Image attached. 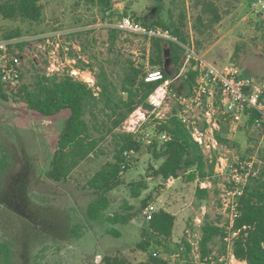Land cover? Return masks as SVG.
Masks as SVG:
<instances>
[{
    "label": "rangeland",
    "instance_id": "rangeland-1",
    "mask_svg": "<svg viewBox=\"0 0 264 264\" xmlns=\"http://www.w3.org/2000/svg\"><path fill=\"white\" fill-rule=\"evenodd\" d=\"M251 1L239 0L226 8L223 19L215 26L211 42H202L203 45L196 42L200 38L193 29L199 11L193 0H164V3L175 17L181 11L186 14L185 29L204 58L216 66L235 64L243 73L264 81V23L253 13ZM41 3L44 16L40 22L5 18L0 21V33L16 28L23 33L15 38L23 43L22 48L16 43L0 41V67L5 60L20 57L25 83L32 82L37 71L72 73L78 70L79 59L94 63V70L85 67L91 69L93 75L100 64L108 65V58L112 57L109 28L123 16L131 15L136 19L154 16L156 0H111L112 7L105 14L87 0H41ZM124 34L120 38V47L146 70L151 69L147 60L151 40L133 33ZM189 68L192 66L186 65L179 76ZM78 77L82 76L79 74ZM174 83L175 90H169L186 93L185 80L178 78ZM169 92L161 106L152 110L154 112L139 107L124 122L122 129L149 131L152 120L165 117L174 107L180 106ZM192 108L191 114L195 118L202 117L203 105L194 103ZM67 116L68 112H62L47 118L32 111L20 99L11 97L6 101L0 98V145L6 146L14 159L0 184V240L9 239L16 244V264H33L34 255L47 246L50 247L45 252L44 264H100L105 256L119 253L133 261L145 259V253L129 252L144 238L143 230L148 226L142 213L144 199L154 211L166 210L176 216L173 235L167 240L169 250L164 247L154 249V246L152 250L177 261L180 255L176 246L184 239L192 245L191 264H246L232 257L234 235L222 210L223 194L229 185L227 175H214L202 182L178 180L170 186L147 178L148 189L134 198L130 183L146 178L151 165L157 167L160 161L145 152L129 153L124 162L128 168L122 167L125 169L121 172L123 183L108 193L110 206L100 220H90L87 206L96 194L89 188L88 180L114 159L112 146L104 142L107 154H92L66 181L50 180L46 172ZM226 136L231 144L220 143L219 149L210 153L212 157L207 156L209 159L218 154L226 155L232 163L254 156L257 160L264 149V130L249 124L246 119ZM198 186L209 189L203 199L196 194ZM125 203L132 205L133 212L138 215L127 224L110 223V215L126 212ZM205 223L221 227L224 237H217L211 245L209 258L202 259L199 242ZM73 226L80 227L81 234L77 237L71 236ZM111 228L120 231L121 235L109 234Z\"/></svg>",
    "mask_w": 264,
    "mask_h": 264
},
{
    "label": "trees",
    "instance_id": "trees-1",
    "mask_svg": "<svg viewBox=\"0 0 264 264\" xmlns=\"http://www.w3.org/2000/svg\"><path fill=\"white\" fill-rule=\"evenodd\" d=\"M97 5L103 14L111 9V0H87ZM199 8L193 29L202 42H211L215 26L221 22L224 10L239 0H193ZM154 16H139L137 20L146 26H162L171 31L177 41L153 38L147 55L148 64L153 69H161L163 80L146 82V68L138 64L132 55L120 47V38L125 35L118 28H109V50L112 57L108 65L102 63L94 73L95 86H90L82 79L69 72L47 73L37 71L30 83L22 82L11 87L0 80V98L8 101L11 97L22 100L32 110L44 117L51 118L62 112H68L64 126L60 132L57 148L46 172V177L55 182H64L72 172L92 154L105 155L107 149L104 142L112 146L113 160L108 161L88 180L89 188L96 197L88 204L87 214L90 220H100L110 206L108 193L123 183L121 172L125 162V153H147L160 161L157 167L151 165L146 178L130 183L132 197L138 198L148 189L147 178L161 181L170 186L178 180L191 183L211 179L215 175L218 154L213 159L206 157L203 149L196 142L190 130L178 116L181 107H174L162 118L152 120L149 131L130 132L122 129L124 122L141 106L148 103L149 97L162 84L170 81V88L175 90V80L182 78L186 82V93L189 95L195 84L196 70L189 68L179 76L185 65V49L180 43L193 44L190 33L185 29L187 16L183 11L175 17L173 11L166 6L164 0H156L153 6ZM44 16L41 0H2L0 2V21L21 19L29 22H40ZM23 35L20 29H10L0 33V41L12 40ZM264 40V35H263ZM22 48L23 43L17 42ZM11 46V44L9 45ZM198 51V50H197ZM93 58L96 59V56ZM77 68L85 67L94 70V63L78 60ZM114 68L112 72L108 67ZM91 70V69H90ZM178 71V76L172 75ZM177 92V91H175ZM178 93V92H177ZM182 94V93H178ZM252 124V119L248 120ZM230 128V120L222 118L220 129L215 136L221 144H231L226 134ZM11 152L0 145V184L5 173L13 166ZM128 167H126L127 169ZM255 173L251 175L242 195L239 197L240 215L236 219L233 230L237 235L233 239V253L238 260L246 264H264V149L254 163ZM209 189L197 187V196L203 199ZM143 207L147 200H143ZM126 212H119L108 217L112 224H127L136 214L133 206L124 204ZM176 216L166 210L153 212L148 226L143 230L144 238L130 253L142 252L147 256L143 260L133 261L126 254L107 255L100 264H191L192 245L184 240L178 243L176 251L180 259L171 261L159 251L152 250L164 247L169 250L167 240L173 235ZM200 239L201 258H209L211 245L217 237H224L223 229L211 223L202 227ZM109 234L120 236L115 228ZM80 227L71 228V236L80 235ZM50 246L43 247L34 255L33 264H44L45 252ZM16 244L9 240H0V264H16Z\"/></svg>",
    "mask_w": 264,
    "mask_h": 264
},
{
    "label": "built area",
    "instance_id": "built-area-1",
    "mask_svg": "<svg viewBox=\"0 0 264 264\" xmlns=\"http://www.w3.org/2000/svg\"><path fill=\"white\" fill-rule=\"evenodd\" d=\"M116 2L117 0H113ZM253 13L264 23V0H252ZM123 32L133 33L149 40L161 38L177 41L171 31L162 26H146L131 15L123 16L112 25ZM17 39L7 40V43H17ZM185 49V65L192 66L196 70V79L189 95L177 94L169 90V80H165L157 88L156 94H151L148 103L153 105L155 111L161 106L168 91L180 104L178 116L190 130L193 139L199 143L206 157L211 156L212 151L219 149L220 142L215 136L220 129L221 118L230 120V131H234L243 119H252V125L264 130V81L243 73L235 64L216 66L204 58L193 44L180 43ZM184 69V68H183ZM182 69V70H183ZM21 59L16 56L10 61L5 60L0 67V80L11 87L19 86L22 82ZM52 74V73H51ZM75 77L84 80L90 86H95V77L89 69L84 71L74 70ZM164 73L161 69H147L144 75L146 82L163 80ZM158 92H162L158 95ZM155 97V98H154ZM203 105L202 117L195 118L191 114L193 104ZM152 111V112H154ZM160 118V117H158ZM201 120V121H198ZM126 156L129 154L126 152ZM255 156L249 160H238L232 163L226 155H219L216 164L215 175H227L229 185L225 188L222 199V210L228 217V227L233 231L236 219L240 215L239 197L242 195L250 177L254 174ZM122 167H126L123 163ZM154 210L151 205H146L142 211L148 222L153 217ZM233 237V239H234ZM233 249V240H232ZM232 257L239 262L232 250Z\"/></svg>",
    "mask_w": 264,
    "mask_h": 264
},
{
    "label": "water",
    "instance_id": "water-1",
    "mask_svg": "<svg viewBox=\"0 0 264 264\" xmlns=\"http://www.w3.org/2000/svg\"><path fill=\"white\" fill-rule=\"evenodd\" d=\"M178 71H175V73L172 75L173 78H175L176 76H178ZM176 74V75H175ZM145 110H148V111H152L153 110V105L151 103H146L142 106Z\"/></svg>",
    "mask_w": 264,
    "mask_h": 264
},
{
    "label": "bare ground",
    "instance_id": "bare-ground-1",
    "mask_svg": "<svg viewBox=\"0 0 264 264\" xmlns=\"http://www.w3.org/2000/svg\"><path fill=\"white\" fill-rule=\"evenodd\" d=\"M162 92H158V95H161ZM155 98V97H154ZM137 113H140L143 116V113L141 111H138Z\"/></svg>",
    "mask_w": 264,
    "mask_h": 264
},
{
    "label": "crops",
    "instance_id": "crops-1",
    "mask_svg": "<svg viewBox=\"0 0 264 264\" xmlns=\"http://www.w3.org/2000/svg\"><path fill=\"white\" fill-rule=\"evenodd\" d=\"M245 262V261H244Z\"/></svg>",
    "mask_w": 264,
    "mask_h": 264
}]
</instances>
